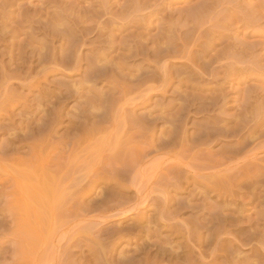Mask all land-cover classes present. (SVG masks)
I'll return each mask as SVG.
<instances>
[{"label": "rangeland", "instance_id": "1", "mask_svg": "<svg viewBox=\"0 0 264 264\" xmlns=\"http://www.w3.org/2000/svg\"><path fill=\"white\" fill-rule=\"evenodd\" d=\"M5 1L8 0H0V4ZM12 1L14 4L11 9L7 8L4 13L0 10V22H4L0 23V31H2L0 35L7 32L10 35L12 30H16L17 33L16 38L13 34L12 38L8 34L2 35V37L5 36V40L0 36V64L3 62L0 68L4 66V63L6 68H9L11 57L18 53L16 47L18 48L20 44L32 45L33 48H30L35 52L44 49L42 47L45 43L44 35L37 29L40 26L53 27L57 23L60 27H56L60 31L63 29V34L68 35L69 32L70 38L66 37L68 40L77 37L76 40L80 43L82 36L79 31L87 30L86 45L80 50L83 59L85 57L93 59L94 56L104 54L102 57H106L108 61H113L115 64L123 57H129L135 50V43H142V40V44L146 43V47L148 46L150 50L152 47L155 49L156 43L169 42L175 45L174 52H176L173 55L174 58L168 63V65L171 64L168 67L171 74L167 68H164L166 60H162V63L159 62L158 65L152 63L157 61L158 58L155 59V57H152L151 63L144 62V56L136 57L134 60L127 58L124 62L127 63L131 59L127 63L125 74L130 72L132 75L136 73L139 75V71L142 74L156 70L160 74H165L166 71L173 78L172 87L167 94L161 90L152 93L151 101L149 100L134 115L135 119H142L143 122H147L149 118L152 121L153 118L156 126L155 139H149L150 136L145 133L142 125H140L142 129L136 125L133 127L128 121H124L125 125L122 122L121 125L122 110L116 109L121 116L116 113L119 118L116 117L117 123L110 119L105 124V128H108L107 132L82 136L81 139H75V144L70 142L72 139H63L65 140L63 141L60 138L68 137L69 121L81 107L80 103H77L79 100L76 101L75 98L66 101L67 108L63 113L64 124L52 139H47L48 143L45 142L48 144L47 147L55 148L51 156H54V164L58 163V166L55 165L53 169L59 174L57 188L66 191L61 190L65 192V197L63 195L62 198L63 193L60 192V199L65 200H59L55 205V215L52 216L47 211L48 215H43L39 219L43 228L42 238L40 239L36 234L31 235L30 233L34 231L30 229L26 234L30 242L24 245L16 240V236L20 235L17 230L19 226H22V222L12 220L13 207L7 205L13 199L12 196H8L12 188L2 189V192L0 191L3 194H0V256H2L0 264H117V262L119 264L121 258L123 261L134 258V262L148 258L150 262L163 261L161 264H233L234 262V264H264V161L262 162V159L264 160V0ZM24 10H28L29 16L33 15L35 21L32 17L30 18L34 23L18 25L17 20L20 19L18 17ZM2 28L7 30L10 28V33L9 30H1ZM32 30L36 32H31ZM30 33H36V35ZM71 33L76 35L73 34V36ZM26 34L28 36H25ZM139 35L142 38L141 41L138 39ZM58 40L54 43L60 49L62 42ZM12 46L15 48L12 49ZM115 58L120 59L116 62ZM83 64L86 63L83 62ZM38 70L39 68L35 69L36 72ZM35 73L33 76L41 82V90L34 89L30 92L29 89L20 88L19 85L13 88L17 94H13L11 98L15 99L13 102L17 101L16 104L20 105L19 107L16 105V110L14 109V119L17 118L15 120L18 123L22 121L23 116L28 119L37 115L39 111L34 101L41 99V91L55 96L64 90L65 86L72 88L84 82V74L79 75L72 71L53 72L48 76L47 81L44 78L45 75L43 76L44 73L40 76ZM33 76L30 78L33 79ZM32 79L27 80L26 84ZM158 82L154 84L157 88L160 84L163 85L162 80ZM94 86L95 91H108L104 83ZM87 91L88 89H80L79 92L87 98H96L95 94ZM82 94L81 96L84 97ZM210 97L219 101V103L216 101L217 105H212L213 108L212 103L209 105L210 101H206V98ZM186 98L190 99L193 107L195 106L194 109L189 108L190 115L188 110L180 111V114L178 111L181 105L186 103ZM25 103L29 104V111L23 107ZM6 105H9V102ZM208 106L211 107L208 108ZM0 107L5 108L3 105ZM200 107L211 111L200 112L198 111ZM21 115L23 116L20 117ZM41 116L43 114L39 117ZM180 117L182 120L178 122ZM23 119L25 126L27 121H25L26 118ZM241 122L242 126L248 125L250 128L261 126L254 134H250L252 138L246 135L250 140L246 138L247 148L239 158L247 155L246 158L249 160L243 158L239 162L238 158L237 162L235 158H226L225 153L234 147L236 139H221L212 144H201L202 140L198 139L207 127L211 129L215 124H219L222 127L228 125L229 128H233L241 125ZM7 123L8 120H0V126ZM256 123L258 126L255 125ZM2 132L0 131L1 134ZM169 133H179L182 139H174L175 141L169 144L168 148L158 146L155 150L153 147V151L149 150L152 141L158 143L169 140L167 139ZM7 138H9L7 134L0 135V145L10 140ZM62 141L69 143L63 144ZM116 147H119L118 150L115 149ZM25 149L19 152V155L23 153L22 156L29 160L32 156L25 153L28 150ZM113 154L118 156L134 154L139 158L138 164L132 171V168H128L126 173L130 174L123 172L128 176L123 182L127 189L120 190L116 183L111 184L104 179L98 180L93 187L94 181L105 177L104 173H110L113 168H116ZM44 155L46 156V153ZM243 160L252 164L241 162ZM240 163L243 165H241L242 168L244 167L243 170L239 172L233 170L228 175L238 181V174L240 176L241 172L242 176L244 172L246 174L244 170L250 165L252 169L249 167L247 170H253L251 172L253 174L249 177H240L238 184L242 181L241 179L243 181L248 179L247 181L250 182L252 179V182L258 183L256 185L258 188L254 185H252L254 189L251 185L248 187L242 181L240 185L219 193L220 190L211 185L215 173L216 176L227 174L226 169L229 166L233 167ZM177 164L181 168H178ZM8 166L11 169L15 168V165L11 163L6 164L4 168L7 169ZM256 169L258 173H255ZM195 172L198 177L195 176ZM232 172L238 177H234ZM86 175L91 178H87ZM251 176L256 177L260 182ZM90 186L93 188L91 189ZM85 189L87 191L90 189L92 192L86 193ZM139 192L143 196H150L148 202L140 207L138 206ZM82 193L85 195L84 198H81ZM257 194L261 200L256 198ZM113 195L126 197L129 203L112 201ZM127 211L129 212L124 214ZM217 220L222 221L223 224V230L220 229L218 232H216L219 224ZM23 225L30 228L37 227L31 223H23ZM197 227L201 228V231L196 232H201L200 234L204 237L201 241H197L196 232L193 233ZM202 241L205 243L202 244ZM161 249L167 250V257L160 254L163 252ZM186 252L189 255L185 257ZM171 254L180 255V257L174 258L173 261L169 257L172 256Z\"/></svg>", "mask_w": 264, "mask_h": 264}, {"label": "bare ground", "instance_id": "2", "mask_svg": "<svg viewBox=\"0 0 264 264\" xmlns=\"http://www.w3.org/2000/svg\"><path fill=\"white\" fill-rule=\"evenodd\" d=\"M13 4L14 3H13L12 0H8L7 2L6 1L3 2L2 4H0L1 12L4 13L5 10L7 8H9V7L11 9ZM19 8H18V10H19ZM22 10H20V11H22ZM27 11L24 10L22 12V14L19 15L20 17H18V18H20V19H18V20L15 19V21L16 20L19 21L18 25H20V23H28V24L34 23V22H32V20L30 18L33 15L29 16ZM54 17H55V15H54ZM10 19H13V18L10 17ZM32 19H33V17H32ZM6 20H7V18H6ZM3 23H1V24H3ZM2 26H6V25H2ZM56 26H59L58 23H57ZM56 26L54 25L53 27H51V25H50V26H45L44 28H43V26L42 27L40 26L37 29L38 32L43 33V35H44V39L45 40L44 39L43 40H44L45 43L42 44L43 45L42 47H44V49H42L40 47L42 50L39 49L40 52H39V50H37L35 52V50L31 49V48H33L32 45L31 46L30 45L22 46L19 43L20 45L19 46L17 45L18 48L16 47V50H17L18 53L14 54V56L11 57V61H10L11 63L9 65V68H6L5 63H4V66H1V68H0V69H2V70H0V105H3V107H5L3 109H1V107H0V120H5V121L8 120L7 125H1L0 126V131L2 132V130H3L2 134H4V135L7 134L9 136V138H7V139H10V140H6V142H3L2 145H0V185L2 186L0 191L2 192V189L7 190L9 188H12L9 191L8 196H12L13 199L11 201H9V204H7V205H10L8 207H13V209H12L13 219L12 220H14L15 222L17 221L18 223L22 222V226H19V229L17 230L20 235L16 236V234H14V233L13 234L16 236L17 242H20V243H22L24 245L27 244L28 242H30L27 239V237H26V234L29 233L30 229L31 230L33 229V231L35 232L34 233V232L30 231V232H32V233H30L31 235L32 234H36L37 236H39L40 239L42 238V236H43V230L42 229L43 228H41V221L39 219L42 218L43 215H48L46 213L47 211H48V213L50 212L49 213L50 215H52V216L55 215V211H56L55 210V208H56L55 205L58 204L59 200H62V201L65 200V199L64 200L60 199L61 197L63 198V195L65 194L66 191L57 188V183H58V180H59L58 179L59 178L58 177L59 174H57V171L55 172L54 169H53L55 167V165L58 166V163L54 164V159H53L54 156L53 157L51 156L52 153L55 152L54 151L55 148L47 147L48 144H46L45 142L48 143L49 140H47V139H52L57 134L58 129H60L62 127V125L64 124L65 121L63 120V113L65 112V109L67 108L66 101L68 99H70V98H75L76 101L79 100L77 103H80L79 106H81V107L79 108L78 113L76 115H74L72 117V119L69 121V124H68V127H67V131L69 132V134L67 133L68 137H64L63 136V138H60L62 140L63 139H69V140L72 139V141H70V142L75 144V139H81L82 136L95 135V133L106 131L108 128L107 129L105 128V126H106L105 124L108 121H110V119L114 123H117L116 122V120H117L116 119V117H117L116 115L118 114V112H117L118 110L119 111L122 110L121 125L124 123V121L125 122L128 121L130 124H132L133 127L135 125L138 126V127H141L140 125H142V127H144L143 129L146 131L145 133L149 134V136H150L149 139H155L154 132H155V129H156L155 127L156 126H155V123L153 121V118H152V121L149 118V120L147 119L148 120L147 122L146 121L143 122L142 119L141 120L135 119L134 115H135V112L137 110H139L140 108H142L144 105H146V103L149 100L151 101V99H152L151 98V94L152 93L157 92L158 90L159 91L161 90V92L167 94L169 92L168 91L169 88L172 87V84H173L172 83V81H173L172 79L173 78L170 75L171 73L168 71V67L171 64L168 65V63L171 61L172 58H174L173 55H174V53L176 51L174 52L175 45H173L171 43L169 44V42H168L169 40L165 39L168 43H164V41H163V43H161V41H160L161 44L156 43L155 44L156 45L155 49H154V47L149 46V47H152L151 50H150V48H148V46L146 47V43H145V45L142 44L143 40H142V43L135 41L136 42L135 46H134L135 50H133V52L130 53L131 55L129 57H123V58L121 57L122 59L118 58V59L121 60L119 62H117L118 59L116 60V58H115L117 63L114 64L113 61L112 62L110 60L108 61L106 57H102V56H104V54L100 55L101 57L98 56V55H97V57L94 56L95 58L93 57V59L86 58L83 55L86 58V59L85 58L83 59V57L80 55V50H81L82 47H84L86 45V41H85L86 36H85V34L86 35L88 34L86 32L87 30L86 31H85V29L83 30L86 33L82 32V31H79L80 32L79 34L82 36V41L80 43V41L77 42L78 41V40H76L77 37H76V39L72 38V40L75 39L74 40L75 42L72 41V40H68V38H66V37L69 35V32L67 30H65L66 32H68V35H65L62 32L63 29H62V31H60V29L58 27H56ZM13 28H15V27H13ZM31 28H32V26H31ZM4 29H6V31L9 30V33H10V28H8V30H7V28H2L1 30H4ZM32 29H34V28H32ZM0 32L2 33V31H0ZM31 32H36V31L32 30ZM88 32H90V30ZM16 33H17L16 30H12L10 35L7 32L8 36H10V37H11L12 34L15 36ZM7 34H1L0 36L1 37H2V35H6L7 36ZM30 34L36 35V33H30ZM74 35H76V34H74ZM25 36H28V35L26 34ZM68 37L70 38V36H68ZM140 37L141 36L139 35L138 39H140V41H141L142 38H140ZM2 38H3V40H5L4 39L5 36L2 37ZM15 38H16V36H15ZM57 39H59L58 41L62 42V44L60 46V49H58L57 48L58 46L56 47V44L54 43L55 40H57ZM32 41H34V39H32ZM0 42H1V39H0ZM42 42H39V43H42ZM130 42L132 43V41H130ZM155 42H156V40H155ZM75 43H77V44H75ZM11 44H13V43H11ZM14 48H15V46H12V49H14ZM93 49H95V48H93ZM6 50H8V49H6ZM43 50H44V52H41ZM142 56L145 57L144 62L146 61L147 63H151L152 62V61H150L152 59V57H155V59L158 58L157 61H153L152 62V63L157 64V65H158L159 62L162 63V60H164V61L166 60V64L163 61L164 64L166 65V67L164 66V68H167V71L170 74H168L165 71V74L162 73L163 74L162 75V74L158 73V71H156V70L154 72H150V73H148V71H147V73H142V74H140V71H139V75H137V73H136V75H132V74H130V72H129V74L128 73L125 74L126 73L125 69L127 68V63L129 61H131V59L134 60V58L142 57ZM108 57H109V55H108ZM127 58H131V59L130 60L128 59L129 61L127 63H124V62H126ZM175 59H176V57H175ZM193 59H194V57H193ZM187 60L190 61L189 59H187ZM83 62L87 64V67H85L86 64L84 65ZM0 65H3V62H1ZM157 67H159V66H157ZM36 68H39V70L37 72L35 71ZM128 68H129V65H128ZM161 68H162V66H161ZM189 69H190V67H189ZM65 71H67V72L68 71H72L73 73H76V74H79V75H83L84 74L83 75V81L84 82H82L83 84L81 83L79 85L77 83L79 86L78 85L77 86L74 85L72 88L65 86V89L61 90L60 93L55 95V96H50L49 94H46V92H42L41 91V93H40L41 94V99H36L34 101V102L37 103V108L36 109L40 113L38 112V113H36L37 115H33V116H31V118L29 117L28 119H27L26 116L21 115L20 117L23 116V118H26L25 121H27V123L24 126V124H23L24 123V119L23 118H21L22 121L19 119L21 122L18 123L15 120L17 118L14 119L15 110H16L15 107L17 105L16 103H18V102L17 101H16V103L13 102V100L15 101V99L11 98L13 94L14 95L17 94L16 92H14L13 88L16 85H19L20 88H27V89H29L30 92L32 90H34V89L41 90V88H42L41 87L42 86L41 82L39 81V79L34 78L35 76H33V73L36 72L35 74L37 76H40L41 73H44L43 76L45 75L44 78L47 81L48 80L47 78H48V76L51 73H53V72L64 73ZM31 76H33V79L30 78ZM173 77H174V75H173ZM29 79H32L31 82L26 84L27 83L26 81L29 80ZM159 80H162V84L163 85L160 84L161 85V87H160V85L158 84L159 87L157 88L155 85L157 83H159L158 82ZM98 83H104L106 85V87L108 88V91H106V92L95 91V89H94L95 86L94 85H96ZM80 89H82V90L83 89H88L89 93L91 92L92 94L96 95V98H93V99L92 98L91 99L87 98L84 94L79 92ZM158 93H160V92H158ZM81 94L84 95L85 98L83 96H81ZM53 98H54V100H53ZM214 98H215V96H214ZM17 99H19V98H17ZM189 100L190 99L187 100V98H186V103H184L186 105L185 106H183L184 104L181 105V109L178 110L179 114H180V111L188 110V114L190 115L191 110H189V108H193L194 109L195 106L193 107V105L190 103L191 101H189ZM207 100L210 101L209 105L212 103L211 106L213 104L217 105L219 103L218 99L217 100L216 99H211V97L209 99L206 98V101ZM216 101L218 103H216ZM8 102H9V105H6V103H8ZM48 102H49V104H46ZM183 102H184V99H183ZM28 105H26V103H25V105L23 106L26 111H29L28 109H29L30 106H28ZM6 106H8V107H6ZM17 106L19 107L20 105H17ZM43 107L45 109H43ZM210 107L208 106V108H210ZM213 107L214 106H212V108ZM223 107H224V105H223ZM208 108L203 109V108L200 107L198 109V111H200V112H203V111H206V110L209 111L210 109H208ZM116 109H118V110L116 111ZM32 112H33V110H32ZM40 114H43V116L39 117ZM119 114L121 116V113H119ZM179 114H178V116H179ZM129 118H132V119L129 120ZM186 118L188 119V117H186ZM248 118H249V116H248ZM96 119H98V120H96ZM181 120L182 119L180 117L177 121L180 122ZM118 122L120 123V120ZM227 122H230V121H227ZM184 123H185V121H184ZM178 124H180V123H178ZM123 125H125V123ZM255 125H257V123ZM122 127H124V126H122ZM138 127H137V129H138ZM142 127L139 128V129H142ZM260 127L250 128V127H248V125L242 126V122H241V125H236L233 128H229L228 125H224L222 127V125L219 126V124L218 125L215 124L213 126V128H211V129H210V127L209 128L207 127L205 129V131H203L201 133V135L198 137V139L202 140L201 144H206V143H211L212 144L214 142L217 143L221 139H234V140L236 139L234 147H232L230 150L228 149V151L225 153V155H227L226 158H235L237 160V162H238V158L241 156V154L244 153L245 149L247 148V140H246L247 137H246V135H248V137L249 136L251 137L250 134H254V132L257 131L258 128L260 129ZM135 131H138V130L135 129ZM138 132H136V134ZM139 133H142V132H139ZM2 134L0 133V135H2ZM169 134L170 135L167 138L169 140H167V141H160L158 143L156 142L157 144L154 143V141H152V146L150 147L151 149L149 148V150H152L153 147H154L153 150H155V149L158 148V146H163L164 148H168L169 144H172L175 141L174 139H182V137H180L179 133L178 134L177 133H175V134L169 133ZM263 134H264V132H263ZM143 136H145V135H143ZM183 139H184V137H183ZM249 140L250 139H248V141ZM63 141H65V140H63ZM63 141H62L63 144L69 143L67 141H66V143H64ZM60 142H61V140H60ZM121 142H123V141H121ZM120 143H118V144H120ZM45 144H46V146H45ZM123 144H124V142H123ZM121 145H122V143H121ZM183 145L184 144H182V146ZM117 146H119V145H117ZM119 147H122V146H119ZM119 147H116L115 149L118 150ZM25 148L28 149L27 152H25V153H27V154L32 156V158H30L29 160L25 159L22 156L23 153L21 155H19V152H21V151L23 152V150L24 151L26 150ZM74 152H75V150L73 151V153ZM145 152H146V150H145ZM45 153H46V156L44 155ZM115 154H117V153L115 152ZM115 154H113V156ZM126 155L127 156H125V154H124V156L115 155L114 156L115 158L112 156L114 159L113 158H111V159L114 160L116 168H113L110 173L109 172L104 173L106 176L105 177H101V178L97 179L96 181H94L92 186L95 187V185L97 184L98 180L104 179L106 182L110 181L111 184H112V182L116 183L117 184L116 186L118 188H120V190L121 189L122 190L127 189L126 186L123 184V182L126 180V177H128L127 175L130 174V173L127 174L126 172H128V168H130V169L132 168L131 171L134 169V167L139 162V158L137 156H135L134 154H132V155L126 154ZM246 156L243 157V158H246ZM72 157H74V155ZM243 158H241V159H243ZM241 159L239 158V162H240ZM246 159H248V158H246ZM245 160H243L241 162H243V163L246 162L247 163V161H245ZM263 161L264 160L262 159V162ZM8 163L9 164L10 163L14 164L15 168L11 169L10 166H8L7 169L4 168V166L6 164H8ZM181 164L179 166H181ZM247 164H252V162L247 163ZM92 165L93 164H91V166ZM241 165H242V163L235 164V166H233V167L229 166L230 168L227 166L228 169H226L227 167L225 168L227 170L226 171L227 174H224V175H221V176H219L220 174L217 175L219 177H217L216 173H215V176H214V179H213V182H212L213 184H211V185L213 187L215 186L214 188L220 190L219 193H222L221 192L222 190H224V191L225 190H229L232 187H236V186L240 185L241 182L243 181V179H241L242 181L240 180L241 182H240V184H238L239 183V178L240 177H249V175H252L253 174V173H251L253 171V170L251 171L252 167H250V165H248L251 169L249 171V170H247V168L249 169V167H246V170H244V171H246L247 173L245 174V172H244L243 176H242V172H241V176H240V174H238L239 177L238 176H234V173L232 172L234 177H238L237 178L238 181L236 179L234 180L231 175H228V173H230V171H233V170H237L238 172H239V170L240 171L243 170L244 167L242 168L243 165L242 166ZM176 166L178 167V164ZM184 166H186V165H184ZM188 166H190V165H188ZM206 166H209V165H206ZM220 166H221V164L219 165V167ZM257 167H258V165H257ZM178 168H181V167H178ZM121 169H123V170H121ZM91 170H90V172H93ZM221 171H223V170H221ZM123 172L126 173L127 175L126 174L124 175ZM255 173H258L257 169H256ZM194 174L196 176L197 172H195ZM199 175H200V173H199ZM235 175H236V172H235ZM201 176H203V175H201ZM254 176H256V175H254ZM254 176H251V177L256 179V177H254ZM197 177H198V175H197ZM87 178L90 179L91 177L87 176ZM214 180H215V185H214ZM247 180L248 179L244 180L242 183H246L245 185H248V187H250V185L251 186L254 185V187L256 185H258L257 182L256 183H254L255 181L252 182V179H251V182L247 181ZM235 181H237V182H235ZM258 182H260V181H258ZM259 184L262 185L261 183H259ZM92 186H90L91 189L93 188ZM254 187H253V189H254ZM256 188H258V187L256 186ZM57 189H59L60 191L57 190ZM86 189H87V186H86ZM5 190H3V191H5ZM61 190L65 191V192H62ZM88 190L92 192V190H90V189H88ZM218 190H216V191H218ZM89 191L86 190V193L89 192ZM60 192H61V194L63 193L61 197H60ZM252 192L254 193V191H252ZM5 193H7V192H5ZM86 193H85V195H86ZM139 193L140 194H138V196H139L138 197L139 198L138 206L140 207L142 205H145L148 202L150 196L149 195L148 196L147 195L143 196V194L141 192H139ZM1 195H3V194H1ZM85 195L82 193V197L81 198H84ZM64 197H65V195H64ZM251 197H253V196L251 195ZM257 197H258V194H257L256 198ZM253 198L255 199V195H254ZM258 198L261 200L260 197H258ZM111 200L112 201H117V202L119 201L120 203H129V199H127L126 197H119V196H116V195H113L111 197ZM166 200H167V198H166ZM62 201H61V203H62ZM255 201H257V199ZM171 203H172V201H171ZM260 204H262V203H260ZM12 212L10 211V214ZM128 212L129 211L125 212L124 214H126ZM121 213L123 214V212H121ZM222 221H224V219ZM222 221L217 220V222L219 224L217 223L218 224V229H216V232H218L220 229L223 230ZM23 223H25V224H30L31 223L32 225L33 224L35 226L37 225V227L30 228L29 226L23 225ZM17 228H18V226H17ZM197 228H195V231H193V233H195L196 231L201 229V228L200 229L199 228L197 229ZM189 233H190V231H189ZM200 233L196 232L195 237L197 238L196 239L197 241H201V239L204 238L203 235H201ZM190 234H192V233H190ZM192 236H193V234H192ZM214 236H216V235H214ZM189 237L192 238L191 236H189ZM258 239H259V236H258ZM246 240H247V238H246ZM251 241H253V239ZM203 243H205V242L202 241V244ZM259 243H261V242H259ZM178 247H180V246H178ZM187 248H189V247H187ZM162 249H161V251H163V252H160V250H159L160 254H162L163 256L167 257L168 256V255H166L167 254V252H166L167 250L164 251ZM165 249H167V248H165ZM169 250H171V249H169ZM4 253H6V252H4ZM157 254L159 255L158 252H157ZM107 255H106V257H107ZM171 255L172 256H169V257H171L172 260L174 258H179L180 257V255H176V254L175 255L171 254ZM188 255H189L188 253H187V255L185 254V257L188 256ZM0 257H2V256H0ZM125 258H126V256H125ZM216 258L217 257H215V259ZM110 261L111 260H109V262ZM151 261H153V260H151ZM162 262L163 261H160V260L159 261L150 262L148 258H146L145 260H140L139 262H134V258H131V259L127 258V260L123 261L122 258H121L119 264H161ZM117 264H118V262H117Z\"/></svg>", "mask_w": 264, "mask_h": 264}]
</instances>
